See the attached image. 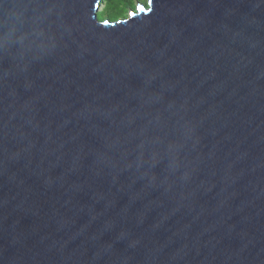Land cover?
<instances>
[{"label":"water","instance_id":"water-1","mask_svg":"<svg viewBox=\"0 0 264 264\" xmlns=\"http://www.w3.org/2000/svg\"><path fill=\"white\" fill-rule=\"evenodd\" d=\"M0 0V264H264V0Z\"/></svg>","mask_w":264,"mask_h":264},{"label":"trees","instance_id":"trees-1","mask_svg":"<svg viewBox=\"0 0 264 264\" xmlns=\"http://www.w3.org/2000/svg\"><path fill=\"white\" fill-rule=\"evenodd\" d=\"M138 2L145 0H137ZM103 9L105 11V15L101 17H109L113 18L111 15L112 12L114 13H123L126 9H134V1L133 0H103Z\"/></svg>","mask_w":264,"mask_h":264},{"label":"rangeland","instance_id":"rangeland-1","mask_svg":"<svg viewBox=\"0 0 264 264\" xmlns=\"http://www.w3.org/2000/svg\"><path fill=\"white\" fill-rule=\"evenodd\" d=\"M134 1V9H126L125 11H121V13H114L112 12L111 15L113 16V18H110V19H116V18H120V17H127L130 13L131 10H136V4L138 3L137 0H133ZM141 3L145 4L147 2V0H145L144 2L140 1ZM106 13L103 9V3L100 4V8H99V11H98V18L101 19L102 16H104ZM103 18H109V17H103Z\"/></svg>","mask_w":264,"mask_h":264}]
</instances>
